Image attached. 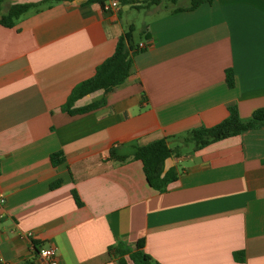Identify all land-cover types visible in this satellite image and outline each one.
<instances>
[{"label": "crops", "instance_id": "obj_1", "mask_svg": "<svg viewBox=\"0 0 264 264\" xmlns=\"http://www.w3.org/2000/svg\"><path fill=\"white\" fill-rule=\"evenodd\" d=\"M42 1L0 0V19L13 5L41 3L14 27L0 23L4 261L42 264L41 244L56 248L61 264H119L110 249L143 239L153 264H264V126L200 150L184 143L191 130L225 120L230 106L243 118L264 109V0L191 11H176L189 0H129L109 12L87 0ZM127 8L152 15L134 37L145 50L125 83L74 108L105 105L70 115L63 107L73 89L134 27ZM162 138L180 149L165 161L178 176L164 192L149 185L142 161L109 160L114 146L126 155Z\"/></svg>", "mask_w": 264, "mask_h": 264}, {"label": "trees", "instance_id": "obj_2", "mask_svg": "<svg viewBox=\"0 0 264 264\" xmlns=\"http://www.w3.org/2000/svg\"><path fill=\"white\" fill-rule=\"evenodd\" d=\"M73 0H43V2H62ZM89 3H97L102 8L112 0H87ZM120 5L133 3L129 0H117ZM164 0H150L145 2V6L160 5ZM172 4H177L179 0H168ZM190 6L183 9L178 8L176 11L195 10L205 3H213L215 0H189ZM41 3L35 4H16L10 7L8 13L2 14L0 23L5 27H14L17 20L29 10L36 8ZM140 9V7H137ZM134 27L131 26L128 31L123 33L117 42L115 52L111 57L100 64L95 75L86 81L77 85L63 109L70 115L83 114L98 109L106 104L105 100L95 102L83 108H74L76 101L88 94L103 90L106 93L122 85L131 75L133 58L136 54L143 52L145 47H140L134 40ZM226 83L230 88L235 86V73L232 69L226 71ZM264 126V109H258L253 112L249 118L241 117L236 106L229 107V116L222 122L212 126H201L195 128L185 137L184 143H191L194 150H200L216 141L224 140L230 137L241 135L242 133L258 129ZM180 154L179 148H172L169 145V138H162L149 145L136 146L130 154H120L117 146L112 147L109 153V160L114 162L125 163L132 160H140L143 163L144 173L149 185L159 192L167 190L168 185L177 179L176 170L165 172V161L173 156ZM54 165H60L64 162L63 153L52 155ZM76 200L80 205V200L75 194ZM36 244L35 249L39 252ZM145 241L140 239L135 247L130 250L123 244L110 249V254L114 256L119 264H153L152 257L144 251ZM128 257V259H127ZM234 258L238 262H243V253H234Z\"/></svg>", "mask_w": 264, "mask_h": 264}, {"label": "built area", "instance_id": "obj_3", "mask_svg": "<svg viewBox=\"0 0 264 264\" xmlns=\"http://www.w3.org/2000/svg\"><path fill=\"white\" fill-rule=\"evenodd\" d=\"M120 8V3L117 0L109 1L105 4L104 8H102L105 12L109 11H117ZM140 47H145V44H141ZM5 203V198L1 195L0 196V205ZM31 235V234H29ZM39 258L42 264H61L58 258V253L56 248L53 246L49 247H41L39 249ZM0 264H7L1 253H0Z\"/></svg>", "mask_w": 264, "mask_h": 264}, {"label": "rangeland", "instance_id": "obj_4", "mask_svg": "<svg viewBox=\"0 0 264 264\" xmlns=\"http://www.w3.org/2000/svg\"><path fill=\"white\" fill-rule=\"evenodd\" d=\"M127 9L128 10L124 14V19L134 24V37L136 40H139L144 25L152 19V15H150L147 11L144 10L137 11L135 9Z\"/></svg>", "mask_w": 264, "mask_h": 264}]
</instances>
